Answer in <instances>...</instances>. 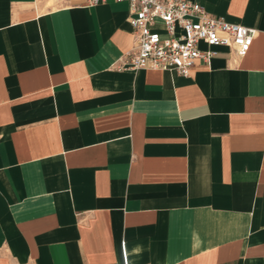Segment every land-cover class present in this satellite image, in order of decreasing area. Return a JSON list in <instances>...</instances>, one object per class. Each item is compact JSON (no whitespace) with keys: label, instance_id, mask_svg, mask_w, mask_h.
<instances>
[{"label":"crops","instance_id":"1","mask_svg":"<svg viewBox=\"0 0 264 264\" xmlns=\"http://www.w3.org/2000/svg\"><path fill=\"white\" fill-rule=\"evenodd\" d=\"M191 1L249 48L117 69L126 1L0 0V264H264V0Z\"/></svg>","mask_w":264,"mask_h":264},{"label":"built area","instance_id":"2","mask_svg":"<svg viewBox=\"0 0 264 264\" xmlns=\"http://www.w3.org/2000/svg\"><path fill=\"white\" fill-rule=\"evenodd\" d=\"M85 1L94 5L105 0ZM123 1L128 5L133 45L117 69L155 68L188 75L196 60L209 62L219 46L243 54L255 33L254 28L210 14L191 0Z\"/></svg>","mask_w":264,"mask_h":264}]
</instances>
